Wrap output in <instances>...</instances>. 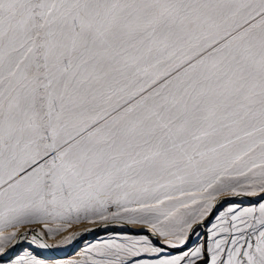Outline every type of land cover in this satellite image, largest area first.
<instances>
[{"label":"snow or ice","instance_id":"snow-or-ice-1","mask_svg":"<svg viewBox=\"0 0 264 264\" xmlns=\"http://www.w3.org/2000/svg\"><path fill=\"white\" fill-rule=\"evenodd\" d=\"M262 194L264 0H0V255L135 225L75 264H264V203L204 223Z\"/></svg>","mask_w":264,"mask_h":264},{"label":"bare ground","instance_id":"bare-ground-1","mask_svg":"<svg viewBox=\"0 0 264 264\" xmlns=\"http://www.w3.org/2000/svg\"><path fill=\"white\" fill-rule=\"evenodd\" d=\"M262 195H264V194H262ZM259 197L260 196H256V197L240 196V197H237V198L240 199L239 201L230 202L227 205H225L223 207V209L218 211L217 216H219L221 214H223V215L224 214H228L229 213V209L233 208V207L237 208L238 210L247 209V208H251V207L258 208L261 203H264V200H257V199H259ZM227 198L228 197H221L220 200L217 202V205L222 203V201H224ZM246 198H249L250 202H248L246 200ZM255 199L257 201H254ZM255 202H257V203L255 204ZM247 204H251V206H249ZM209 218H207L205 220V222H204L205 224L208 223ZM213 221H215V220H213ZM195 227L196 228H200L201 231H205V229H203V227L201 225H197ZM90 228H93L92 232L87 231V229H90ZM130 229H134L136 231H138L140 229V230L144 231L143 233L147 232L146 229H142V228H140L138 226H135V225H120V226H117V225L104 226V225H101V224H97V225H86V224L85 225H79V226H74L73 229L71 230L72 232H78L79 233L77 238L75 240H73V242L71 244L61 245V246L58 247L57 246L58 242H59L58 240L60 238L57 239L58 242L56 240H51V239L47 240V243L50 245L51 249L50 248H46V249L38 248L37 246L32 245L30 243V238H29V240L22 241V242H20L18 244H15L14 246L10 247L3 255H0V264H15V260L18 259L20 256H28V255H34L38 259H40L42 261H44V260L48 261L49 259H52V262L54 264L55 263L56 264H61V262L63 263V261H64V264L65 263L68 264L67 263L68 261L65 262V260H69V259H72V258L74 259V257L78 256L79 254H82L81 259L82 258L84 259L85 257H83V256H85L86 254L83 253V251L84 250L86 251V249L89 246H91L92 244H95V242L102 241V240L104 241V239H107L109 237H115V239L122 237L121 239H125L123 237H125L126 235H127L126 238H128V236L129 237L130 236H132V237L135 236L137 238L142 237L143 233H140L141 235L137 236L135 233H132L130 231ZM97 231H101V232H97ZM119 235H123V236L118 237ZM149 238L152 241L157 240V241H159V243L163 244V242L160 241L157 237L149 236ZM115 239H113V240H115ZM190 239H191V242H193V241L196 240V237L192 236V237H190ZM201 239H202V237H201ZM78 243L80 245H78V247H75ZM99 243L100 242H98V244ZM72 250H74V251L71 252ZM163 251H164V253H171L170 250L163 249ZM83 254H85V255H83ZM175 255H177V254H175ZM165 257H167V256H165ZM78 259L80 260L79 256H78ZM78 259H77V261H78ZM150 262H152V261H150ZM45 264H47V263L45 262ZM48 264H52V263H48ZM69 264H71V263H69Z\"/></svg>","mask_w":264,"mask_h":264},{"label":"rangeland","instance_id":"rangeland-1","mask_svg":"<svg viewBox=\"0 0 264 264\" xmlns=\"http://www.w3.org/2000/svg\"><path fill=\"white\" fill-rule=\"evenodd\" d=\"M228 198H233V201H230V202H234V201H239L240 199L239 198H237V197H228ZM235 199V200H234ZM246 200L248 201V202H250V199L249 198H246ZM257 200H262L261 199V196L259 197V199H257ZM256 199L254 200V201H257ZM253 201V200H252ZM230 202H228V203H230ZM228 203H224V201H222V203H220V204H218L221 208H220V210L221 209H223V207L225 206V205H227ZM257 202H255V204H256ZM247 205H249V206H251V204H247ZM217 213L218 212H216V214H214V216H211L210 218H209V220H215L214 219V217H217ZM223 214H221V215H219V216H222ZM225 216H227V215H229V213L228 214H224ZM223 215V216H224ZM213 222H215V221H213ZM140 230V229H139ZM138 230V231H139ZM143 231V230H142ZM97 232H101V231H97ZM130 232V231H129ZM141 233H143V232H141ZM121 236H123V235H119L118 237H121ZM127 236V235H126ZM126 236L125 237H123V238H126ZM117 237V236H116ZM129 237V236H128ZM131 238H137V237H135V236H130ZM122 238V237H121ZM121 238H116L115 239V237H109V238H107V239H104V241L102 240V241H98V242H100V243H103V242H105L106 240V242H108V241H112L113 239H115L116 241H119V240H122ZM140 238H142V237H140ZM112 239V240H111ZM57 241V240H56ZM59 241V240H58ZM57 241V242H58ZM98 242H95V244L97 243L98 244ZM155 242V241H154ZM156 243V242H155ZM189 243L191 244L192 242H191V239L189 240ZM95 244H92V245H95ZM161 244V243H160ZM78 245H80L79 243L75 246V247H78ZM91 245V246H92ZM158 247H161L162 249H165V250H170L171 251V253H164V251H162L161 253H160V257L161 258H163V257H165V256H169V255H175V254H179L180 252H182V251H184V250H186L187 249V247H188V245H185L184 247H182V248H168V247H166L165 245H163V244H161V246H158ZM88 249V248H87ZM87 249H86V251L84 252L83 251V253H85L86 254V252H87ZM75 250V249H74ZM74 250H72L71 252H73ZM13 254V253H12ZM85 254H83V255H85ZM79 256V258H80V260H82L81 259V256H82V254H79L78 255ZM78 256H76V257H74V259L72 258V259H69V260H65V262H67L68 264L69 263H71V264H75V262L77 261V259H78ZM83 257H85V256H83ZM138 259H140V258H138ZM143 259H147V260H149V262L150 261H152V262H150V264H154V261L157 259V257H155V256H149V255H145L144 257H143ZM72 260V261H71ZM75 260V261H74ZM47 264L48 263H52V264H54L53 262H52V259H49L48 261L47 260H44ZM78 261H79V259H78ZM56 264V263H55ZM61 264H64V261H63V263L61 262ZM66 264V263H65Z\"/></svg>","mask_w":264,"mask_h":264},{"label":"water","instance_id":"water-1","mask_svg":"<svg viewBox=\"0 0 264 264\" xmlns=\"http://www.w3.org/2000/svg\"><path fill=\"white\" fill-rule=\"evenodd\" d=\"M235 200V199H234ZM230 201H233V198L231 199V198H227V199H225L224 200V203L226 204V203H228V202H230ZM220 206L219 205H217L215 208H214V210H213V215L212 216H214V214H216V212H218L219 210H220ZM91 229V231L90 232H92V230H93V228H90ZM130 231L132 232V233H135V234H137V233H141V232H144V231H142V230H139V231H136V230H134V229H130ZM88 236V235H87ZM84 238V237H83ZM155 242H156V245L157 246H161V244L159 243V241H157V240H155ZM50 248V247H49ZM51 249V248H50Z\"/></svg>","mask_w":264,"mask_h":264}]
</instances>
